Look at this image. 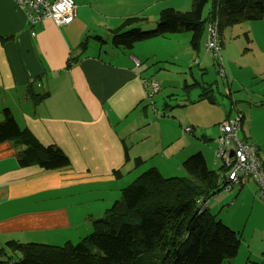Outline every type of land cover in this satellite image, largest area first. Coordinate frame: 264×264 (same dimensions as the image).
<instances>
[{"label":"crops","instance_id":"obj_1","mask_svg":"<svg viewBox=\"0 0 264 264\" xmlns=\"http://www.w3.org/2000/svg\"><path fill=\"white\" fill-rule=\"evenodd\" d=\"M73 1L74 17L68 24L46 19L32 29L14 0H0V121L2 108H10L20 127L44 145L60 147L71 160L70 167L55 170L21 167L16 158L20 146L0 143V249L9 240L53 245L82 240L92 231L91 219L103 216L113 197L121 195L130 173L155 165L169 177L196 151L187 155V147L201 144L185 135L179 117L160 112L159 93L148 96L145 81L157 80L159 91L166 81L156 78L158 69H166L153 47L166 38L126 49L113 46L110 35L127 17H148L139 24L147 29L162 9L189 10L192 0ZM86 36L85 52L68 66ZM183 36L190 44V35ZM145 61L152 65L144 69ZM38 77L35 90L49 95L34 103L25 90ZM166 101L171 103L165 98L162 109ZM176 104L181 103H171ZM218 134L217 125L203 138L215 136L217 144ZM254 142L264 163L263 141ZM136 157L143 164L136 165Z\"/></svg>","mask_w":264,"mask_h":264},{"label":"trees","instance_id":"obj_2","mask_svg":"<svg viewBox=\"0 0 264 264\" xmlns=\"http://www.w3.org/2000/svg\"><path fill=\"white\" fill-rule=\"evenodd\" d=\"M209 2L192 0L189 10L162 9L152 30L139 26L148 22V17H127L110 30L111 43L115 47L130 49L151 38L190 31V44L198 52L208 21H218L220 41V29L225 25L264 19V0H211L212 7L204 16V8ZM38 24L33 25V29ZM89 37L82 41L78 53L69 58L68 66L85 52ZM96 38L104 42L101 36ZM247 39L250 40L248 36ZM217 61L220 64L222 59ZM38 79L30 81L25 90L26 97L34 103L49 95L47 91L35 90ZM191 85L203 88L200 99L208 97L206 94L209 93L204 91L208 87L199 82ZM166 102L163 110L182 105ZM2 114L0 143L8 141L20 146L16 158L21 167L38 165L43 170L70 167L71 160L60 147L44 145L28 128L20 127L10 108H2ZM238 114L241 112L234 117ZM234 117L228 115L227 118ZM242 118L244 121L245 115ZM255 145L261 160L259 147ZM134 162L138 166L143 164L140 157ZM182 165L186 170L183 176L166 177L155 166L147 168L122 188L121 197L105 210L103 216L91 219L92 231L79 242L53 245L9 240L0 249V264H232L241 236L216 219L207 204L211 196L235 187L228 188L225 183V166L220 162L217 169H211L201 151L187 156ZM262 166L264 168L263 162ZM114 174L121 173L114 171ZM248 178L242 180L238 190Z\"/></svg>","mask_w":264,"mask_h":264},{"label":"rangeland","instance_id":"obj_3","mask_svg":"<svg viewBox=\"0 0 264 264\" xmlns=\"http://www.w3.org/2000/svg\"><path fill=\"white\" fill-rule=\"evenodd\" d=\"M211 7L210 0L204 8V16L208 14ZM208 24L209 21L206 23V31L200 40L198 52L192 48L191 44H185L183 41V35L187 34L190 35V39L192 38L190 31L161 36L166 39L159 44H154L153 47L158 57L163 56L161 60L164 61L161 65L166 69L162 71L158 69V73L156 72L157 74L161 72V75L156 77L158 80L160 77L166 80L160 81L162 90L156 92V94L159 93L157 98L160 112L179 117L185 129L188 126L191 127L192 132L185 130V135L193 141L200 139L201 144L192 142L187 147V155L201 149L208 166L211 169H217L220 162L217 161L215 164L211 160L215 159L213 148L216 146V137L212 136L209 140L203 138V134L209 136L212 128L217 130L218 124L209 126L214 120H223L228 117V113L236 115L240 111L242 115H245L240 135L245 134L249 136L247 137L249 141L259 140L264 144V19L242 20L220 29V40L223 44L221 49L223 69L205 47L209 37ZM149 25V28L145 25L147 27L145 30L155 28V23ZM186 51L192 53L193 57L190 58ZM144 64V69L152 65L151 61H145ZM222 70L225 74H221ZM168 81L173 84L170 88ZM195 82L208 87L204 90L205 94L209 93L212 98L200 99L203 88L191 85ZM187 85L191 86L186 87ZM165 98L171 99V103L180 102L184 105L164 111L162 102ZM131 164L134 166L133 163ZM151 166L155 165H149L147 168ZM128 169L130 168H125L123 172ZM146 169L130 173L125 186L131 184ZM165 174L168 176L167 174L170 173ZM185 174L186 170L181 164L179 169L169 176ZM238 189L239 186L236 185L232 190L224 189L211 196L207 202L209 211L215 215L216 219H220L241 236L237 255L231 259L232 264H264V202L256 193L257 187L252 178L246 179L243 188ZM120 197L121 195L118 199ZM113 198L117 200L116 195Z\"/></svg>","mask_w":264,"mask_h":264},{"label":"built area","instance_id":"obj_4","mask_svg":"<svg viewBox=\"0 0 264 264\" xmlns=\"http://www.w3.org/2000/svg\"><path fill=\"white\" fill-rule=\"evenodd\" d=\"M25 11L27 22L33 25L46 19L53 20L57 25L68 24L74 17L75 3L73 0H14ZM209 37L205 42L206 49L218 60L222 59L219 41L218 21L209 22ZM34 32V31H33ZM140 65L139 60L136 61ZM222 66V64L220 63ZM223 69V66H222ZM221 74H225L222 70ZM146 82V81H145ZM149 87L148 96L152 97L160 89V84L153 79L146 82ZM242 115L223 119L218 123V141L214 147V158L226 168L227 187L240 185L244 178H252L257 186L258 194L264 202V168L258 157L254 142L241 137ZM187 131L191 128L187 127ZM224 183V185H225Z\"/></svg>","mask_w":264,"mask_h":264},{"label":"water","instance_id":"obj_5","mask_svg":"<svg viewBox=\"0 0 264 264\" xmlns=\"http://www.w3.org/2000/svg\"><path fill=\"white\" fill-rule=\"evenodd\" d=\"M207 96H208V99H211L212 98V95H210V94H208Z\"/></svg>","mask_w":264,"mask_h":264},{"label":"clouds","instance_id":"obj_6","mask_svg":"<svg viewBox=\"0 0 264 264\" xmlns=\"http://www.w3.org/2000/svg\"><path fill=\"white\" fill-rule=\"evenodd\" d=\"M187 128V127H186ZM191 128V127H190Z\"/></svg>","mask_w":264,"mask_h":264}]
</instances>
